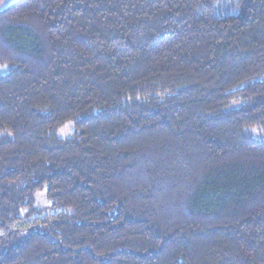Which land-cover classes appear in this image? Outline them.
Listing matches in <instances>:
<instances>
[{"label": "trees", "instance_id": "trees-1", "mask_svg": "<svg viewBox=\"0 0 264 264\" xmlns=\"http://www.w3.org/2000/svg\"><path fill=\"white\" fill-rule=\"evenodd\" d=\"M217 8L0 9V264H264V0Z\"/></svg>", "mask_w": 264, "mask_h": 264}, {"label": "rangeland", "instance_id": "rangeland-1", "mask_svg": "<svg viewBox=\"0 0 264 264\" xmlns=\"http://www.w3.org/2000/svg\"><path fill=\"white\" fill-rule=\"evenodd\" d=\"M14 0H0V9L4 8ZM218 1V8L216 13L228 11L237 12L238 8V0H217ZM8 70V64H0V75L5 74ZM71 125L65 124L61 128L57 130V135L59 137H65L71 132ZM38 209H40L44 214L52 213V209L49 208V203L45 200L42 193H37L36 196V205ZM39 212V211H38Z\"/></svg>", "mask_w": 264, "mask_h": 264}]
</instances>
